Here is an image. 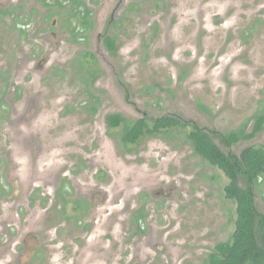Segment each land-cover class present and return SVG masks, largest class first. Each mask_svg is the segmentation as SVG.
I'll list each match as a JSON object with an SVG mask.
<instances>
[{
	"label": "rangeland",
	"instance_id": "374dc122",
	"mask_svg": "<svg viewBox=\"0 0 264 264\" xmlns=\"http://www.w3.org/2000/svg\"><path fill=\"white\" fill-rule=\"evenodd\" d=\"M135 1L131 13H121L122 22L112 31L117 55L108 52L101 57L105 72L92 88L106 93L94 115L86 109L89 98L82 94L86 83L63 70L59 81L21 72V91L36 97L35 107L39 104L30 116L24 114L27 100L16 102L12 87L0 78V185L7 190L12 160L17 168L19 163V170L39 166L44 171L40 180L49 197L34 206L46 231L41 236L47 260L41 264H204L217 243L229 239L235 229L237 204L225 197L229 178L194 154L184 130L147 136L128 151L119 130L106 127L105 117L120 112L135 119L147 110L153 117L177 115L219 134L244 124L251 131L253 115L264 110V0ZM103 10L96 21L100 28L89 39L93 48L104 51L99 41L107 30ZM56 11L60 21L70 18L69 11ZM10 30L7 35L0 32V42L10 43ZM53 32L58 34L55 40L65 35L59 28ZM34 37L36 43L45 41V35ZM31 46L23 51L14 42L10 51L2 50L0 73L7 61L13 60L15 66L21 59H41L43 55ZM61 48L62 59L77 49L69 41ZM108 55L116 70L103 60ZM218 135L212 134L214 141L228 152ZM258 144L264 145V128L230 150L240 154ZM76 162L79 171L74 173ZM171 177L182 186L181 196L148 210L145 232L137 234L129 219L131 207L141 203L144 190ZM64 180L70 183L71 196L91 191L97 195L82 222L66 219L76 212L55 203V188ZM255 194L264 211V177ZM11 196L0 197V222L13 211Z\"/></svg>",
	"mask_w": 264,
	"mask_h": 264
},
{
	"label": "flooded vegetation",
	"instance_id": "af4514ba",
	"mask_svg": "<svg viewBox=\"0 0 264 264\" xmlns=\"http://www.w3.org/2000/svg\"><path fill=\"white\" fill-rule=\"evenodd\" d=\"M95 1L98 4H96ZM136 3L135 0H0L1 34L7 35L11 27L10 43L8 44L6 39L0 42V54L2 50L7 53L10 51L11 45L13 46L14 42H18L20 50L24 51L26 46L31 44V47H35V51L43 55L41 59H31L30 57L26 60L21 59L15 66L13 60L11 62L7 61V66L4 71L0 73V78L7 84L9 83L13 89L12 93L17 95L16 102L27 100L28 106L24 114L29 116L35 114L39 109V104L35 107L36 103L33 98L36 100V97H33L34 95L32 96V94L25 95L27 90L21 91L23 86H19L21 82L18 80V78L21 77V72L23 70L30 73L33 72L37 73L39 78H50L59 81L62 77L60 72L63 70L65 74H73L74 79L83 80L86 83L85 91L82 92V94H85L84 97L87 99L89 98L90 103L87 100L89 106L86 105L87 102L85 101L82 104L86 105V109L91 115H94L93 113L97 112V110L94 111V109H96V103H98V100L106 93L104 89H95L94 92L92 88L102 78L103 71L105 72L101 57L104 58L108 52L113 55L106 45V39L108 36L115 37L112 31L116 30L119 22H122V20H120L121 13L127 16L128 13H131L132 4L135 5ZM102 8H104L103 13L105 14L103 25H105L104 27L105 29L107 28V30L101 34V39H99V41H101L104 46V51L100 46L93 48L89 39V36L100 28V26L98 28L96 27V21L98 20L99 14H101L100 10H102ZM123 9H126V11H123ZM56 10L69 11L70 18L65 19V21H63L64 19L60 21L59 19L62 17L59 16L60 12H58V14ZM74 17H76V20L71 19ZM55 28L61 29L62 35L65 34L64 37L55 40L56 36H58V34L53 32ZM34 34L37 36L38 34L42 36L45 35V41L41 44L36 43ZM49 38L55 41L51 42ZM63 41H69L72 46L77 47L75 53H72L71 56L69 55L68 59H62L61 56L64 52L61 48ZM88 43L91 45L92 49L87 46ZM117 43L116 41V45ZM118 49L119 47L117 48L116 55ZM108 56L107 59L103 60H105L108 66L111 64L110 67H113V70H116L117 66L112 63L110 55ZM69 68L71 70H68ZM119 73L121 74V72ZM86 79H88V81H86ZM60 82H63V80ZM5 93L6 92H4L3 95H5ZM12 103L14 104L13 101ZM37 103H39V101ZM9 105L11 107V103H9ZM15 107L16 106H14V108ZM68 109L70 110L69 107ZM138 113L139 116L135 119H130L131 117L128 118L126 115L122 114L131 121L139 119L156 121L163 116L176 117L182 120L180 116L171 115L169 113L155 117L150 115L147 110H142L141 113ZM186 123L188 124V122ZM105 124L108 128L106 117ZM193 125H197V123L189 122V126ZM33 140L34 139L30 140V143H33ZM35 144L36 142H34V145ZM29 148H31V146ZM230 148L227 149L230 150ZM28 151L31 152L32 149ZM30 152H28V154ZM77 162L73 166L74 169L72 172L74 173L79 171ZM86 162L88 163V161ZM9 163V179L6 181L8 188L6 190L4 188L5 186L2 187L0 185V197L7 195V198H9V196L13 195L11 196L13 197V211L6 219H3V222H0V264H34L35 262L41 264L43 261L47 260V258H45L46 247L42 243L41 236L42 232L45 230L41 228L43 222L37 220L34 206H37L38 203L44 204L47 201L48 195L44 193L40 180L44 171H42L39 166L34 170L30 167L28 170H19V163L18 168L16 161L14 162V160H12L11 162L9 161ZM103 172L102 169L99 170V173ZM69 184L64 180L55 188V203L58 205L61 204L64 211H68V207L70 206V208L76 212L73 216L67 215L66 219L71 221L74 217V219L78 218V221L82 222L83 216L86 215L88 209L95 206L97 195L95 192L91 191L90 193L71 196ZM182 184L184 183L182 182ZM182 192V186L176 183L174 177H171L168 182H160L158 186L144 190L139 198L141 203L136 202L138 205L135 208L131 207L134 213H131V218L129 217L130 222H133L136 229V222H141L142 232L137 234H143L145 232L144 227L147 226L149 222L148 210H156L158 206L162 207L163 205H168L170 203L169 201L179 198ZM106 197L107 194L105 193L103 199ZM148 198L149 200H153L152 203L149 202ZM129 207L130 204L127 209H129ZM141 210L146 211L147 216L145 219L137 221L134 219V215H138V212ZM78 221L77 223H80ZM44 234H46V231Z\"/></svg>",
	"mask_w": 264,
	"mask_h": 264
},
{
	"label": "trees",
	"instance_id": "16d2710c",
	"mask_svg": "<svg viewBox=\"0 0 264 264\" xmlns=\"http://www.w3.org/2000/svg\"><path fill=\"white\" fill-rule=\"evenodd\" d=\"M116 41V37L108 36L106 39V45L113 55H116L118 48ZM201 108L211 112L203 104ZM253 117L255 124L251 131L244 124L219 134L214 130L206 131L198 125L189 126L171 116H163L156 121H131L117 112L106 116L108 128L119 130L121 142L128 146V151L147 136L163 137L175 129L184 130L194 153L221 169L229 178L225 186V197L237 204L235 229L229 239L217 243L204 264H264V211L259 210L255 194L264 177V145H251L237 154L231 150L225 152L212 137V134H219L220 142L228 149L240 141L250 140L264 128V110H259ZM241 179L245 186H242ZM146 216L147 212L141 210L138 215H134V219L139 221ZM136 225V232H142L141 222H136Z\"/></svg>",
	"mask_w": 264,
	"mask_h": 264
}]
</instances>
